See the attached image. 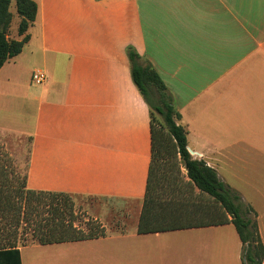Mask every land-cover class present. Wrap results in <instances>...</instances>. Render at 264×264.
I'll list each match as a JSON object with an SVG mask.
<instances>
[{"label": "crops", "instance_id": "obj_1", "mask_svg": "<svg viewBox=\"0 0 264 264\" xmlns=\"http://www.w3.org/2000/svg\"><path fill=\"white\" fill-rule=\"evenodd\" d=\"M34 1L43 64L35 68L47 81L34 96L33 129L22 135L28 141L23 171L11 153L2 152L0 184L70 193L76 212L82 196L135 201L138 211L126 231L109 232L92 218L103 236L21 246L22 264H170L172 255L182 263L183 246L195 247L184 234L233 225L140 232L152 137L128 46L164 81L192 157L236 191L251 184L264 202V184L251 179L245 166L254 156L264 164V0ZM19 56L1 68L0 84L4 75L10 81L6 71ZM181 194L176 189L174 197ZM191 200L203 207L214 202L196 186Z\"/></svg>", "mask_w": 264, "mask_h": 264}, {"label": "trees", "instance_id": "obj_2", "mask_svg": "<svg viewBox=\"0 0 264 264\" xmlns=\"http://www.w3.org/2000/svg\"><path fill=\"white\" fill-rule=\"evenodd\" d=\"M20 17L18 35L10 37L14 13ZM34 0H0V70L11 58L22 52L29 40L30 26L38 16ZM131 76L150 109L152 163L139 230H172L231 222L243 244L244 264H263L264 244L257 225L243 210L240 196L226 185L217 171L204 160L194 159L188 150L187 129L178 123L171 94L158 72L141 63L133 46L127 47ZM157 112L161 118L155 114ZM180 157V159H178ZM168 160V168L162 161ZM190 181H185L180 163ZM193 186L211 196L212 206L191 200ZM184 196L174 197L175 190ZM74 196L66 192L37 190L26 185L0 184V264H22L20 247L29 244H52L96 238L105 234L99 225L88 230L77 224Z\"/></svg>", "mask_w": 264, "mask_h": 264}, {"label": "rangeland", "instance_id": "obj_3", "mask_svg": "<svg viewBox=\"0 0 264 264\" xmlns=\"http://www.w3.org/2000/svg\"><path fill=\"white\" fill-rule=\"evenodd\" d=\"M12 11L14 16L9 34L11 38L19 39L20 17L14 5H12ZM39 28V25H32L28 29L27 34L30 37L16 59L18 65L13 66L12 69L9 68L11 71H6L10 73L7 78L10 81H7L4 75L0 84V154L2 152L11 153L19 163L20 171H23L28 156V141L22 135L33 129L34 96L43 88V85H36L32 82L33 69L43 65L38 43ZM155 114L161 118L157 112ZM19 157L21 161L18 160ZM6 165L7 171L10 172L12 166L10 167L8 163ZM245 166L248 169L247 173L251 174V179L257 180L260 186L264 184V164L257 156L253 157V161L249 160V164ZM262 191L264 192V189ZM236 192L240 196L243 210L249 209V217L256 223L258 236L264 244V217L260 218V212L264 213V211L259 208L262 207L260 205L263 201L259 199L257 190L251 184L242 183ZM262 205L264 206V202ZM77 207H79L77 208V223L81 222L82 225L86 223L91 226L96 224L93 218L100 224H106L109 232L126 231L137 220L138 205L137 202L131 200L119 201L82 196L77 199ZM87 218L90 221H87ZM261 223L262 232H260ZM182 239L195 243V247L183 246L186 247L182 249L186 255L179 256V258L182 257V263L176 262L178 258L172 255L170 264H244L242 242L233 225L195 231L192 236L184 234ZM126 240L130 239H125L124 242H128ZM125 251L130 250L125 249ZM124 264H130V262Z\"/></svg>", "mask_w": 264, "mask_h": 264}, {"label": "built area", "instance_id": "obj_4", "mask_svg": "<svg viewBox=\"0 0 264 264\" xmlns=\"http://www.w3.org/2000/svg\"><path fill=\"white\" fill-rule=\"evenodd\" d=\"M47 76L42 69H36L32 74V82L36 85L46 84Z\"/></svg>", "mask_w": 264, "mask_h": 264}, {"label": "water", "instance_id": "obj_5", "mask_svg": "<svg viewBox=\"0 0 264 264\" xmlns=\"http://www.w3.org/2000/svg\"><path fill=\"white\" fill-rule=\"evenodd\" d=\"M190 152L193 154V151L190 150Z\"/></svg>", "mask_w": 264, "mask_h": 264}]
</instances>
